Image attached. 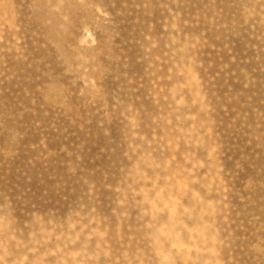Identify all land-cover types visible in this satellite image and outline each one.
Listing matches in <instances>:
<instances>
[{
    "label": "rangeland",
    "instance_id": "obj_1",
    "mask_svg": "<svg viewBox=\"0 0 264 264\" xmlns=\"http://www.w3.org/2000/svg\"><path fill=\"white\" fill-rule=\"evenodd\" d=\"M0 264H264V0H0Z\"/></svg>",
    "mask_w": 264,
    "mask_h": 264
}]
</instances>
